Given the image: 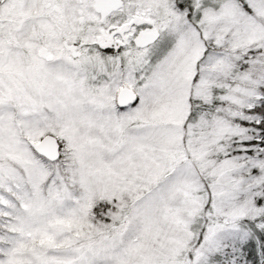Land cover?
<instances>
[{
    "label": "snow or ice",
    "instance_id": "snow-or-ice-1",
    "mask_svg": "<svg viewBox=\"0 0 264 264\" xmlns=\"http://www.w3.org/2000/svg\"><path fill=\"white\" fill-rule=\"evenodd\" d=\"M0 264H264V0H0Z\"/></svg>",
    "mask_w": 264,
    "mask_h": 264
}]
</instances>
